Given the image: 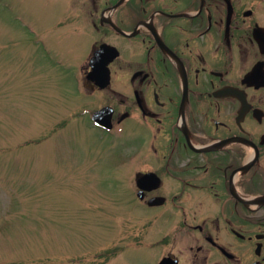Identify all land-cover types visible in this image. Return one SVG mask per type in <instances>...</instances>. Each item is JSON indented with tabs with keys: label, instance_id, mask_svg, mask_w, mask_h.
<instances>
[{
	"label": "flooded vegetation",
	"instance_id": "1",
	"mask_svg": "<svg viewBox=\"0 0 264 264\" xmlns=\"http://www.w3.org/2000/svg\"><path fill=\"white\" fill-rule=\"evenodd\" d=\"M41 9L35 31L25 25L49 62L79 67V115L116 143L117 206L150 208L143 229L156 264H264V0ZM69 50L76 56L56 53ZM93 64L110 76H88Z\"/></svg>",
	"mask_w": 264,
	"mask_h": 264
},
{
	"label": "rangeland",
	"instance_id": "2",
	"mask_svg": "<svg viewBox=\"0 0 264 264\" xmlns=\"http://www.w3.org/2000/svg\"><path fill=\"white\" fill-rule=\"evenodd\" d=\"M42 5L0 0V264H156L150 208L117 206L116 143L79 115L77 68L37 45Z\"/></svg>",
	"mask_w": 264,
	"mask_h": 264
}]
</instances>
